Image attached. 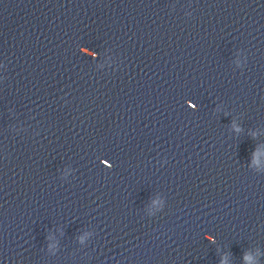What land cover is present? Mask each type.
Here are the masks:
<instances>
[{"label": "water", "instance_id": "95a60500", "mask_svg": "<svg viewBox=\"0 0 264 264\" xmlns=\"http://www.w3.org/2000/svg\"><path fill=\"white\" fill-rule=\"evenodd\" d=\"M0 264H264V0H0Z\"/></svg>", "mask_w": 264, "mask_h": 264}]
</instances>
